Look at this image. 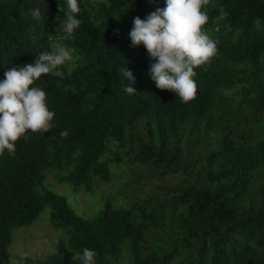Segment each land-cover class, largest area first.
I'll return each instance as SVG.
<instances>
[{
    "label": "trees",
    "instance_id": "trees-1",
    "mask_svg": "<svg viewBox=\"0 0 264 264\" xmlns=\"http://www.w3.org/2000/svg\"><path fill=\"white\" fill-rule=\"evenodd\" d=\"M78 3L82 24L62 40L67 0H0V81L57 44L75 49L64 79L36 81L55 127L29 131L14 156H0V264H10L12 230L46 208L64 240L25 264H82L85 247L97 252L96 264H264V0H213L217 7L205 9L218 55L195 69L197 95L187 104L156 88L148 75L154 61L129 38L133 19L163 9L165 0ZM221 6L228 16L213 23ZM36 8L40 22L31 15ZM122 67L136 78L135 95L124 92ZM130 164L147 184L163 187L131 208L107 200L91 219L43 186L55 169L62 173L56 182L89 190Z\"/></svg>",
    "mask_w": 264,
    "mask_h": 264
},
{
    "label": "clouds",
    "instance_id": "clouds-1",
    "mask_svg": "<svg viewBox=\"0 0 264 264\" xmlns=\"http://www.w3.org/2000/svg\"><path fill=\"white\" fill-rule=\"evenodd\" d=\"M216 7L213 0H165L163 9H157L144 19H133L129 33L131 46L142 45L149 59L154 61L149 65L148 75L156 88L174 93L182 103L196 99L195 69L210 65L218 55V41L205 30L210 20L205 9ZM67 8L66 18L59 27L64 34L62 40L72 39L82 24L77 18L80 12L78 0H67ZM218 10L219 15L213 18V23L222 22L228 16L222 6ZM31 15L37 22L43 19L39 8L32 10ZM74 51L64 44H57L50 52L41 53L34 63L11 67L4 72V79L0 81V156L5 150L14 156L16 142L29 139V131L45 134L55 127V112L49 110L47 93L36 81L48 75L64 79L62 67L73 60ZM119 71L129 82L124 92L135 95L136 89L132 87L135 76L125 67ZM63 90L70 91L71 85L64 86ZM60 136L67 138V130ZM96 257L94 249L85 247L82 264H96Z\"/></svg>",
    "mask_w": 264,
    "mask_h": 264
},
{
    "label": "rangeland",
    "instance_id": "rangeland-1",
    "mask_svg": "<svg viewBox=\"0 0 264 264\" xmlns=\"http://www.w3.org/2000/svg\"><path fill=\"white\" fill-rule=\"evenodd\" d=\"M86 1L93 8L99 7L100 0ZM53 31L55 32L56 28ZM126 166L113 168L111 170V182L108 184L94 179L89 190H74L69 184L56 182L55 178L62 175V173L50 169L46 173L43 186L57 195L66 196L76 215L84 219H91L101 210L103 203L107 200H110L117 207L131 208L138 201L146 200L149 195L163 187V183L154 179L147 184V180L139 176L138 171L133 169L132 164ZM128 167L131 169H127ZM129 172L133 173L132 176L125 177ZM146 174L151 176V174L156 173L149 171ZM130 178L136 180L137 184L124 188L123 185ZM61 240H64V234L62 231L55 230L50 226L49 209L46 208L31 225L12 230L11 242L8 248L9 263L25 264L23 258L31 261L42 260L54 252L57 243ZM25 254L27 255L25 256ZM75 256L76 254L73 252L66 253V257L69 259ZM125 258L127 260V257ZM121 264L125 263L122 262Z\"/></svg>",
    "mask_w": 264,
    "mask_h": 264
}]
</instances>
